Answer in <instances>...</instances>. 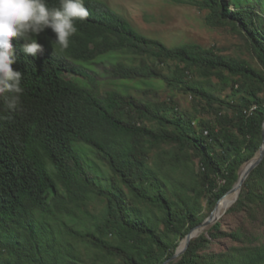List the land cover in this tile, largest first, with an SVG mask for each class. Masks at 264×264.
<instances>
[{"label":"trees","instance_id":"trees-1","mask_svg":"<svg viewBox=\"0 0 264 264\" xmlns=\"http://www.w3.org/2000/svg\"><path fill=\"white\" fill-rule=\"evenodd\" d=\"M249 1L187 3L208 10L211 27L229 24L246 35L260 69L215 48L169 47L91 0L66 50L54 49L50 28L37 37L43 51L36 56L12 39L23 91L15 111L7 108L9 94L0 95V264H164L175 255L209 216L203 200L212 212L263 144L264 12ZM46 2L59 7V0ZM166 63L174 64L167 74ZM99 64L108 65L105 77L123 81L118 90H96ZM213 77L222 91L232 89L230 112L218 108L214 122L198 126L174 99L144 101L124 89L127 81L154 88L160 80L210 106ZM236 204L252 207V216L264 212V160ZM220 226L208 230L212 238ZM206 233L169 264H264L258 236L237 231L243 245L214 253Z\"/></svg>","mask_w":264,"mask_h":264},{"label":"rangeland","instance_id":"rangeland-1","mask_svg":"<svg viewBox=\"0 0 264 264\" xmlns=\"http://www.w3.org/2000/svg\"><path fill=\"white\" fill-rule=\"evenodd\" d=\"M91 1L96 4L106 3L108 8L128 19L142 34L152 39H158L169 47L198 44L205 48H215L218 53L234 59L247 60L256 69L261 68L256 56L251 51L246 35L229 24L223 27H211L207 24L209 11L188 4V0ZM249 4H253L258 12H264L261 7L264 4V0H251ZM230 8L234 11L235 5L232 4ZM140 61L141 59L137 58L136 64ZM169 65L174 66L171 63L162 65L166 74L169 72ZM107 66L105 64L96 65L98 73L95 74L94 86L101 95H105L108 91L118 90L121 87L120 84L123 83L122 80L108 78L103 75ZM66 75L69 78H76V76L71 74ZM194 78H197V76H194ZM212 80L216 88H211L210 90L217 100L210 106L199 102L192 93L186 90L171 91L160 80L156 81V87L154 88L141 82L127 81L124 89L144 101L170 102L171 99H174L180 110L196 117L198 126L200 121L214 122L216 117L215 110L218 108H223V113L230 112V108L225 102L233 100L232 89L229 88L226 91H222V84L219 78L213 77ZM236 95L238 96V94ZM199 104H203L205 108L200 107ZM146 124L148 126L154 125V123L152 124L148 121ZM170 147L169 144H162V148L169 149ZM156 152L157 149L152 152V155H155ZM203 205V216L210 215L212 213L211 207L206 200H203ZM102 206L103 202L97 200L92 210L97 212ZM236 206L237 204L235 203L228 211L233 208L234 210L230 213L227 211L219 220L221 226L220 234L217 238H212L208 233L212 226L203 231V233L207 232V237L211 242L208 248L209 252H226L232 246L243 245V243L233 237V233L237 231L254 234L259 237V242L264 243V212L259 211L252 216V207L236 209Z\"/></svg>","mask_w":264,"mask_h":264},{"label":"clouds","instance_id":"clouds-1","mask_svg":"<svg viewBox=\"0 0 264 264\" xmlns=\"http://www.w3.org/2000/svg\"><path fill=\"white\" fill-rule=\"evenodd\" d=\"M88 16L84 0H59L57 8H49L46 0H0V95L9 94L5 97L8 110H16L23 91V73L12 67L17 60L12 39H22V51L36 56L43 51L37 37L50 28L56 36L54 49L58 45L63 51L77 32L75 20Z\"/></svg>","mask_w":264,"mask_h":264},{"label":"water","instance_id":"water-1","mask_svg":"<svg viewBox=\"0 0 264 264\" xmlns=\"http://www.w3.org/2000/svg\"><path fill=\"white\" fill-rule=\"evenodd\" d=\"M263 160H264V127H263V144H262L261 148L259 149L258 153L256 154V156L252 160L247 162L241 168V170L239 172V179L236 182L234 188L231 191H229L226 195H224L218 201V203L215 206L212 213L206 218V220L202 224L196 226L195 228H193L189 232V234L181 242V244H180L179 248L177 249L175 255L172 258H170L169 260H167L164 264H169L173 261L178 260L185 253V251L188 249L189 244H190L192 239L200 236L205 229H207V228L213 226L214 224H216L217 222H219V220L227 213V211L238 201L241 190L243 188V185H244L246 179L249 177L250 173L262 163ZM230 195H235V198L228 203L225 211L221 212V210H220L221 206L220 205Z\"/></svg>","mask_w":264,"mask_h":264},{"label":"bare ground","instance_id":"bare-ground-1","mask_svg":"<svg viewBox=\"0 0 264 264\" xmlns=\"http://www.w3.org/2000/svg\"><path fill=\"white\" fill-rule=\"evenodd\" d=\"M254 109H255V108H254ZM254 109H253V110H254ZM250 111H251V110H250ZM234 198H235V195H230V196H228V197L222 202V204L220 205V206H221V207H220L221 212L224 211V210L226 209L228 203H229L231 200H233Z\"/></svg>","mask_w":264,"mask_h":264},{"label":"built area","instance_id":"built-area-1","mask_svg":"<svg viewBox=\"0 0 264 264\" xmlns=\"http://www.w3.org/2000/svg\"><path fill=\"white\" fill-rule=\"evenodd\" d=\"M207 133V132H206Z\"/></svg>","mask_w":264,"mask_h":264}]
</instances>
